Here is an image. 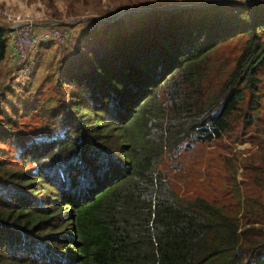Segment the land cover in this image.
<instances>
[{
	"label": "trees",
	"instance_id": "16d2710c",
	"mask_svg": "<svg viewBox=\"0 0 264 264\" xmlns=\"http://www.w3.org/2000/svg\"><path fill=\"white\" fill-rule=\"evenodd\" d=\"M143 16L72 57L65 77L80 91L60 130L20 148L36 168L12 169L0 153V264H264L262 229L180 197L160 169L182 144L257 125L264 0ZM243 34L233 68L211 89L210 53ZM8 45L0 25V63ZM13 136L0 125V140Z\"/></svg>",
	"mask_w": 264,
	"mask_h": 264
},
{
	"label": "rangeland",
	"instance_id": "374dc122",
	"mask_svg": "<svg viewBox=\"0 0 264 264\" xmlns=\"http://www.w3.org/2000/svg\"><path fill=\"white\" fill-rule=\"evenodd\" d=\"M180 8L200 7L233 0H178ZM251 3L258 0H234ZM163 0H0V25L7 28L20 15L37 29L59 27L63 42L43 43L21 63L13 60L9 38L7 57L0 63V125L14 133L0 140V153L12 169L36 168L32 157L24 158L31 139L52 136L60 130L71 94L80 91L65 72L72 57L101 40L122 35L145 20L144 12L170 9ZM159 5L153 8V5ZM175 7V8H177ZM48 28V29H47ZM36 29V30H37ZM247 35L222 43L210 53L212 73L205 84L213 89L233 68ZM260 108L257 125L241 127L211 142L189 147L182 144L164 156L160 165L180 197H203L245 223V215L264 232V67L261 69Z\"/></svg>",
	"mask_w": 264,
	"mask_h": 264
},
{
	"label": "built area",
	"instance_id": "2783aa9c",
	"mask_svg": "<svg viewBox=\"0 0 264 264\" xmlns=\"http://www.w3.org/2000/svg\"><path fill=\"white\" fill-rule=\"evenodd\" d=\"M9 18L14 20L9 32L13 48L12 57L18 63L28 59L40 44L49 41L60 43L66 39V34L59 27L49 26L48 30L37 29L32 22L23 19L20 15H10Z\"/></svg>",
	"mask_w": 264,
	"mask_h": 264
},
{
	"label": "water",
	"instance_id": "95a60500",
	"mask_svg": "<svg viewBox=\"0 0 264 264\" xmlns=\"http://www.w3.org/2000/svg\"><path fill=\"white\" fill-rule=\"evenodd\" d=\"M197 6H202L203 4L202 3H199V4H196ZM178 5H172V6H169V8H175L177 7Z\"/></svg>",
	"mask_w": 264,
	"mask_h": 264
}]
</instances>
